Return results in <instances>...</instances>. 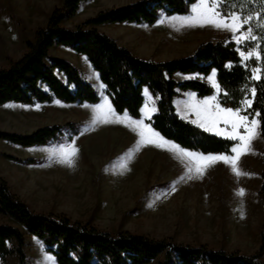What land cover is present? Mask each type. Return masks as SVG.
Segmentation results:
<instances>
[{"label": "rangeland", "instance_id": "374dc122", "mask_svg": "<svg viewBox=\"0 0 264 264\" xmlns=\"http://www.w3.org/2000/svg\"><path fill=\"white\" fill-rule=\"evenodd\" d=\"M135 1H82L78 11L68 14L62 24L75 28L100 10ZM63 3L64 0H0V69L9 67L28 51L27 41L34 40L37 30L47 25L54 9ZM106 29L119 32L113 26ZM207 34L208 41L234 40L231 32L212 26ZM257 43L245 41L239 45V51L247 52ZM50 52L79 69L100 94L101 104L105 98L110 102L105 86L100 78L96 81L97 72L85 56L64 46L53 47ZM245 63L251 69L261 66L255 58ZM216 93L220 95L221 88ZM150 97L146 93L145 104L152 108L156 99L151 94ZM57 101L0 106V131L30 134L46 125L82 124L81 132L73 138L79 152L72 166L60 163L53 154L61 145L71 142L67 140V130L41 146L21 147L0 139V176L34 211L65 213L72 220L89 222L113 233L129 230L156 239L171 238L177 243L239 250L247 255L259 250L264 234V202L259 193L262 136L253 141L255 154L244 155L240 160L241 169L251 175L237 179L229 166L221 162L208 168L202 178L182 180L186 175L184 164L173 161L166 170L161 168L158 160H152L153 151H144L147 143L129 157L137 143L134 131L125 123L93 126L95 105ZM248 111L252 112L251 108ZM239 188L245 189L243 197L236 195ZM0 223L13 222L0 214ZM26 254L27 264H49L45 257L54 258L30 235ZM0 264H18V258L0 259Z\"/></svg>", "mask_w": 264, "mask_h": 264}, {"label": "trees", "instance_id": "16d2710c", "mask_svg": "<svg viewBox=\"0 0 264 264\" xmlns=\"http://www.w3.org/2000/svg\"><path fill=\"white\" fill-rule=\"evenodd\" d=\"M82 1L86 0H64L62 7L54 9L47 25L37 30L34 40L27 41L28 51L9 67L0 69V106L7 103L35 105L55 100L100 103L96 88L73 63L51 55L53 47L64 46L87 58L99 74L117 114L127 113L140 119L144 90H149L157 97V111L147 123L184 149L203 154H229L227 150L236 142L205 131L178 113L176 96L184 91L207 96L213 94L215 88L200 79L178 82L173 77L177 72L208 76L216 69L221 88L219 100L224 107L236 108L246 94L245 86L255 87L251 111L260 113L264 125V76L260 80L251 78V67L242 61L240 47L234 40L207 41L192 56L155 61L136 56L99 29L103 24H155L163 14H189L197 0H137L100 10L75 28L65 27L64 19L68 14L74 15ZM261 9V0H224V11L236 10L248 15ZM252 23L255 35L264 36V31L255 28L256 21ZM257 42L264 49V40ZM81 126L79 122L46 125L30 134L0 131V139L21 147L41 146L63 135L64 130L68 132L67 140L72 141L81 132ZM261 136L264 139V131ZM262 163L259 193L264 202V146ZM0 214L13 222L0 223V259L16 256L18 264H27V235L38 239L57 264H151L154 261L157 264H264V234L259 250L247 255L239 250L177 243L171 238L156 239L129 230L113 233L89 222L72 220L65 213L34 211L2 176Z\"/></svg>", "mask_w": 264, "mask_h": 264}, {"label": "snow or ice", "instance_id": "6c2138e0", "mask_svg": "<svg viewBox=\"0 0 264 264\" xmlns=\"http://www.w3.org/2000/svg\"><path fill=\"white\" fill-rule=\"evenodd\" d=\"M262 9L255 14L245 15L241 11L231 10L224 11V0H197L191 6L190 14L182 17H173L171 19L178 20L182 26L190 27H204L212 26L217 29L229 31L233 34V39L240 45L245 41H261L264 36L257 37L253 27V21H256L255 28L264 31V0H261ZM162 19L160 23H163ZM264 49H261L260 44L245 52L240 51L242 61L247 62L249 59L255 58L262 61L261 66L251 69V78L253 80H260L261 73L264 72ZM247 66V65H245ZM212 81L213 86L220 92V86L215 81V70L211 76L207 77ZM246 94L238 102V106L234 109L232 107H222L216 95L197 100L195 95L191 97L190 108L197 117L193 123H199V126L205 131L213 132L215 135L224 137L225 139L235 141L236 143L227 150L229 154H203L182 148L180 145L165 139L159 132L151 128L150 124H145L142 119H133L127 113L117 115L115 109L110 102L105 98L104 103L94 106V117L92 125L98 123H125L126 126L137 132L139 140L136 147L129 152V157L133 155L144 144H153L157 147L165 148L172 152L174 156L180 160L185 168L186 175L181 179L202 178L208 168L217 163H224L229 166L230 171L239 179L242 176L251 175L241 169V157L247 154H255L252 147L253 141L261 137L264 131V125L260 118L259 112H249L253 99L256 95V88H247L245 86ZM252 97V99L249 98ZM149 99H151L149 94ZM57 103H59L57 101ZM154 104V102H153ZM39 108V105H37ZM153 106L149 108L147 104L144 106V115L147 116L149 112H155ZM246 113V114H242ZM223 125V127H221ZM79 149L75 146V140L70 143L61 145L53 154L58 156L59 162L72 166L74 159L78 154ZM173 190L175 187L173 186ZM236 195L243 197L245 189L239 188ZM243 215V213H242ZM45 259L49 264H54V258L46 256Z\"/></svg>", "mask_w": 264, "mask_h": 264}, {"label": "crops", "instance_id": "0c3cea01", "mask_svg": "<svg viewBox=\"0 0 264 264\" xmlns=\"http://www.w3.org/2000/svg\"><path fill=\"white\" fill-rule=\"evenodd\" d=\"M187 15L189 14H173V15L163 14L160 16L158 22L155 24H148V23L137 24V23L124 22V23L103 24L100 25L99 28L101 29V31L116 38L123 46L129 48L136 56L142 59L155 60V61L172 60V59L183 58L194 55L200 44L208 41L207 31H209L210 26H204V27L182 26L178 20L171 19L173 17H182ZM162 19L164 20V22L160 23ZM109 26L115 27L119 32L116 33L107 30L106 27ZM213 70H215V81L218 83L216 69H212V71L208 76H204L199 73L177 72L174 74L173 77L178 82L191 80V79H200V80H206L213 85L212 81L207 79V77L212 75ZM94 78L96 79V81H99L100 78L99 74L98 73L94 74ZM216 91L217 89L215 88L214 93L207 96H199L194 91L182 92L180 95L175 97V105L177 107L178 113L182 117L186 118L191 122L196 121L197 117L195 115V112H193L190 108L191 97L195 95L197 100H203L205 98L214 95L218 97L219 94H217ZM146 93L151 94L149 90L145 89L144 90L145 100H146ZM151 95L154 97V99H156L155 104H153L152 107L154 106L157 111V97H155L153 94ZM99 104L101 103L95 104V106ZM84 106L86 107L93 106V104L85 103ZM144 106L145 103L142 107V116L140 119L144 120L145 123L149 118L152 117V115L156 111L149 112L148 115L145 116ZM118 115H123V114H118ZM123 124L124 123H119V125H123ZM195 124L199 125V123H195ZM221 127H223V125H221ZM151 128L153 127L151 126ZM155 131L158 132L157 130ZM133 134L136 135L134 141L135 143H137V141L139 140V136L135 131L133 132ZM144 148H145L144 151L146 150H149L150 152L153 151V155H151L152 160H158L160 167L161 168L164 167L165 170L166 168H168L169 164H171L173 161H180L174 156L172 152L166 150L165 148L157 147L153 144H147V146H145ZM211 154H224V153H211ZM142 156L143 153L140 154L139 157Z\"/></svg>", "mask_w": 264, "mask_h": 264}]
</instances>
